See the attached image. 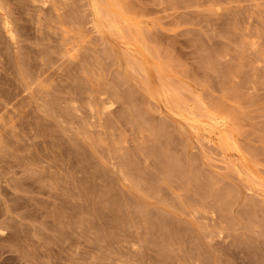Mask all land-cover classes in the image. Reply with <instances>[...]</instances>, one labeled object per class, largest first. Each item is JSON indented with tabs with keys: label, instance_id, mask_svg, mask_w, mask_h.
<instances>
[{
	"label": "rangeland",
	"instance_id": "1",
	"mask_svg": "<svg viewBox=\"0 0 264 264\" xmlns=\"http://www.w3.org/2000/svg\"><path fill=\"white\" fill-rule=\"evenodd\" d=\"M4 1L0 264H264V0Z\"/></svg>",
	"mask_w": 264,
	"mask_h": 264
},
{
	"label": "bare ground",
	"instance_id": "2",
	"mask_svg": "<svg viewBox=\"0 0 264 264\" xmlns=\"http://www.w3.org/2000/svg\"><path fill=\"white\" fill-rule=\"evenodd\" d=\"M2 1H4V0H2ZM28 1V0H27ZM99 1V0H98ZM115 1V0H114ZM5 2V1H4ZM4 2H3V4H4ZM55 2H57V1H55ZM213 2V1H212ZM216 2V1H215ZM235 2V1H234ZM36 3V2H35ZM41 3V2H40ZM50 3V2H49ZM95 3V2H94ZM92 4L93 5V7H94V9H93V11L94 12H96V13H94L95 14V17H98L97 15H99V10L101 11V9L102 8H100L99 6V3L97 4V6L99 7L98 8V10L96 9V7H95V4ZM104 3V2H103ZM63 4V3H62ZM219 4V3H218ZM12 5H13V3H12ZM35 5V4H34ZM40 6V5H39ZM0 7H2V6H0ZM42 7V6H41ZM6 8V7H5ZM58 8V7H57ZM1 9V8H0ZM4 9V8H3ZM9 9V8H8ZM28 9V8H27ZM118 9H120V8H118ZM2 10V9H1ZM33 10V9H32ZM40 10V9H39ZM61 10H62V8H61ZM102 10H104V9H102ZM252 10V9H251ZM4 11V10H3ZM7 11V10H6ZM9 11V10H8ZM53 11V10H52ZM114 11V10H113ZM102 12V11H101ZM246 12V11H245ZM253 12V11H252ZM43 13V12H42ZM55 13V12H54ZM102 13H104V12H102ZM108 13V12H107ZM248 13V12H247ZM9 14H10V12H9ZM46 14V13H45ZM58 14V13H57ZM253 14V13H252ZM42 15V14H41ZM107 16L109 15V14H106ZM245 15V14H244ZM32 16V15H31ZM101 16H105V15H101ZM114 16V15H113ZM17 17V16H16ZM33 17V16H32ZM58 17V16H57ZM61 17V16H60ZM59 17V18H60ZM66 17V16H65ZM112 17V16H111ZM115 17V16H114ZM264 17V16H263ZM47 18V17H46ZM106 18V17H105ZM104 18V20H106ZM231 18V17H230ZM247 18V17H246ZM103 19V18H102ZM114 19V18H113ZM100 20V19H99ZM36 21V20H35ZM102 21V20H101ZM52 22V21H51ZM116 22V21H115ZM103 23L105 24V23H107V21L106 22H104L103 21ZM110 23V22H109ZM117 23V22H116ZM122 23V22H121ZM50 24H52V23H50ZM101 24V23H100ZM108 24V23H107ZM263 24V23H262ZM45 25V24H44ZM69 25V24H68ZM106 25V24H105ZM48 26V25H47ZM75 26V25H74ZM78 26V25H77ZM116 26V25H115ZM244 26H246V25H244ZM0 27H2L3 28V30L5 31V32H7L8 34H9V36L11 37V38H14V34H13V29H12V26H11V23H10V18L8 17V15H7V13H4V12H0ZM73 27V26H72ZM80 27V26H79ZM106 27V26H105ZM108 27H110V26H108ZM81 28V27H80ZM99 28H100V26H99ZM110 28H112V27H110ZM116 27H114V30H116L115 29ZM118 28V27H117ZM119 28H121L120 26H119ZM123 28H124V26H123ZM128 28V27H127ZM248 28V27H247ZM51 29H52V27H51ZM73 29V28H72ZM79 30H81V29H79ZM106 30H107V28H106ZM123 30V29H122ZM54 31V30H53ZM73 31V30H72ZM75 31V30H74ZM112 31V30H111ZM118 31V30H117ZM119 31L121 32V30L119 29ZM125 31H126V28H125ZM81 32V31H80ZM122 32H124V31H122ZM129 32V31H128ZM130 32H132L131 30H130ZM129 32V33H130ZM57 33V32H56ZM146 33V32H145ZM3 34V33H2ZM61 34V33H60ZM118 34H120V33H118ZM128 34V33H127ZM134 34H135V31H134ZM248 34V33H247ZM64 35H66V34H64ZM121 35H125V38H127V36L129 35H126L125 33L124 34H120V36ZM134 36V35H133ZM141 36V35H140ZM143 36V35H142ZM264 36V35H263ZM59 37V36H58ZM124 37V36H123ZM129 37V36H128ZM256 37V36H255ZM66 38V37H65ZM143 38H145V37H143ZM64 39V38H63ZM81 39V38H80ZM131 40V38L129 37L128 38V40ZM259 39V38H258ZM78 40H79V38H78ZM66 41V40H65ZM106 41V40H105ZM96 42V41H95ZM85 43V42H84ZM131 43V42H130ZM132 43H133V41H132ZM62 44V43H61ZM61 44H59V45H61ZM76 44V43H75ZM127 44H129V43H127ZM256 44H257V42H256ZM109 45V44H108ZM88 46V45H87ZM105 46V45H104ZM9 47V46H8ZM18 47V46H17ZM89 47V46H88ZM110 47V46H109ZM115 47V46H114ZM135 47V46H134ZM72 48H74V47H72ZM72 48H71V50L69 49V48H67V49H65L66 51H70V52H73V50H72ZM95 48V47H94ZM118 48V47H117ZM18 49V48H17ZM151 49V48H150ZM149 49V50H150ZM75 50V49H74ZM131 50V49H130ZM148 50V51H149ZM8 51V50H7ZM90 51H92V50H90ZM68 53V52H67ZM89 53V52H88ZM262 53V52H261ZM45 54V53H44ZM60 54V53H59ZM48 55V54H47ZM76 55V54H75ZM90 55V54H89ZM58 56V55H57ZM70 56H71V53H70ZM92 56V55H91ZM108 56H110V55H108ZM68 57V56H67ZM74 57L75 56H73V59H74ZM80 58V57H79ZM9 59V58H8ZM42 59V58H41ZM70 60V59H69ZM123 60V59H122ZM127 60V59H126ZM22 61V60H21ZM60 61V60H59ZM128 61V60H127ZM37 62H38V60H37ZM53 62V61H52ZM55 62V61H54ZM60 62H62V61H60ZM72 62V61H71ZM71 62H69V63H71ZM68 63V62H67ZM128 63V62H127ZM132 63H133V61H132ZM78 64V63H77ZM2 65V64H1ZM0 65V66H1ZM20 65V64H19ZM33 65H34V63H33ZM55 65V64H54ZM81 65V64H80ZM131 65V64H130ZM133 65H135V63L133 64ZM145 65V64H144ZM143 65V66H144ZM242 65V64H241ZM32 66V65H31ZM59 66V65H58ZM64 66V65H63ZM100 66V65H99ZM127 66V65H126ZM136 66V65H135ZM5 67V66H4ZM35 67V66H34ZM40 66H38V68H39ZM55 67V66H54ZM65 67V66H64ZM63 67V68H64ZM77 67V66H76ZM142 67V66H141ZM37 68V69H38ZM62 68V67H61ZM68 68L70 69L71 67H69L68 66ZM68 68L66 69V70H68ZM85 68V67H84ZM98 68V67H97ZM100 68V67H99ZM264 68V67H263ZM20 69H21V67H20ZM65 69V68H64ZM76 69V68H75ZM129 70H130V67L128 68ZM62 70V69H61ZM60 70V71H61ZM73 70H74V68H73ZM137 70H138V68H137ZM37 71V70H36ZM2 72V71H1ZM34 72V71H33ZM39 72V71H38ZM138 72V71H137ZM148 72V71H147ZM72 73H73V71H72ZM77 73V72H76ZM91 73V72H90ZM26 74V73H25ZM34 74V73H33ZM98 74V73H97ZM92 75H93V73H92ZM164 75V74H163ZM10 76V75H9ZM80 76V75H79ZM89 76H90V74H89ZM159 76V75H158ZM93 77H94V75H93ZM125 77V76H124ZM143 77V76H142ZM164 77V76H163ZM79 78V77H78ZM94 78H96V77H94ZM40 79V78H39ZM75 79V78H74ZM145 79V78H144ZM17 80V79H16ZM65 80V79H64ZM68 80V79H67ZM96 80V79H95ZM162 80V79H161ZM40 82V81H39ZM46 82V81H45ZM44 82V83H45ZM117 82V81H116ZM123 82V81H122ZM171 82L172 81H170L168 84H171ZM11 83V82H10ZM44 83L42 84V85H44ZM123 84V83H122ZM173 84V83H172ZM16 85H17V83H16ZM41 85V86H42ZM66 85V84H65ZM131 85V84H130ZM176 85V84H175ZM178 85V84H177ZM6 86V85H5ZM21 86V85H20ZM50 86V85H49ZM142 86V85H141ZM155 86V85H154ZM169 86V85H168ZM18 87V86H17ZM112 87V86H111ZM167 87V86H166ZM19 88V87H18ZM46 88H48V87H46ZM69 88V87H68ZM119 88H121V87H119ZM155 88H157V87H155ZM165 88V87H164ZM171 88V87H170ZM173 88H175L174 86H173ZM172 88V89H173ZM172 89H170V90H172ZM178 89V88H177ZM13 90V89H12ZM17 90H19V89H17ZM100 90V89H99ZM107 90V89H106ZM117 90V89H116ZM151 90V89H150ZM156 90V89H155ZM159 90V89H158ZM158 90H156V93L158 92ZM163 90V89H162ZM169 90V91H170ZM176 90V89H175ZM174 89H173V91H172V93L175 91ZM180 90V89H179ZM178 90V91H179ZM236 90V89H235ZM21 91V90H20ZM48 91V90H47ZM51 91V90H50ZM102 91H104V90H102ZM115 91V90H114ZM165 92L167 91V89L166 90H164ZM238 90H236L235 92H237ZM242 91V90H241ZM2 92V91H1ZM72 92V91H71ZM151 92V91H150ZM165 92H164V94H165ZM171 92V91H170ZM239 92V91H238ZM52 93V92H51ZM115 93H116V91H115ZM161 93V92H160ZM162 93H163V91H162ZM45 94V93H44ZM47 94V93H46ZM45 94V95H46ZM66 94H67V92H66ZM109 94V93H108ZM111 94V93H110ZM121 94L123 95V93H122V91H121ZM168 94H170V93H168ZM176 94H178L176 91L174 92V95H175V97H177V95ZM241 94V93H240ZM4 95V94H3ZM14 95V94H13ZM16 95V94H15ZM39 95V94H38ZM37 95V96H38ZM49 95V94H48ZM139 95V94H138ZM157 95H158V93H157ZM172 95V94H171ZM179 95H180V93H179ZM23 96V95H22ZM54 96V95H53ZM124 97L126 96L125 94L123 95ZM123 96H121L120 95V97H123ZM151 96H152V94H151ZM159 96V95H158ZM164 97V95L163 94H161L160 95V97ZM166 96V95H165ZM41 97V96H40ZM67 97V96H66ZM82 97V96H81ZM97 97V96H96ZM110 97V96H109ZM138 97V96H137ZM174 97V96H173ZM50 98V97H49ZM135 98H136V96H135ZM167 99L169 98L170 99V97L168 96V97H166ZM46 99H48V98H46ZM69 99V98H68ZM97 99V98H96ZM101 99V98H100ZM114 99V98H113ZM156 99V98H155ZM164 99H165V97H164ZM167 99H166V101H167ZM169 99H168V101H169ZM178 99V98H177ZM183 99V98H182ZM4 100H5V98H4ZM74 100V99H73ZM109 100H111V99H109ZM175 100V99H174ZM141 101V100H140ZM178 102L180 101V99L179 100H177ZM176 101V102H177ZM215 101V100H214ZM14 102V101H13ZM24 102V101H23ZM55 102V101H54ZM66 102V101H65ZM111 102V101H110ZM126 102V101H125ZM171 102V101H170ZM174 103H175V101H173ZM183 102H185V101H183ZM48 103H49V101H48ZM71 103V102H70ZM80 103V102H79ZM107 103V102H106ZM127 103V102H126ZM212 103V102H211ZM1 104V103H0ZM6 104V103H5ZM8 104H9V101H8ZM16 104V103H15ZM36 104H38V103H36ZM66 104V103H65ZM120 104H121V102H120ZM124 104V103H123ZM136 104V103H135ZM177 104H179V103H177ZM183 104V103H182ZM182 104H180L179 105V108H180V106H181V108L180 109H182L183 110V108H182ZM70 105V104H69ZM101 105V104H100ZM56 106V105H55ZM72 106V105H71ZM98 106V105H97ZM105 106V105H104ZM124 106V105H123ZM138 106V105H137ZM141 106V105H140ZM178 106V105H177ZM185 106V105H184ZM188 106V105H187ZM57 107V106H56ZM58 107H59V105H58ZM68 107H70V106H68ZM139 107V106H138ZM137 107V108H138ZM142 107V106H141ZM165 107V106H164ZM176 107V106H175ZM219 107V106H218ZM101 108V107H100ZM107 108V107H106ZM136 108V109H137ZM167 108V107H166ZM185 108V107H184ZM216 108V107H215ZM1 109H3V108H0V110ZM11 109H13L12 107H11ZM52 109V108H51ZM59 109V108H58ZM139 109V108H138ZM207 109V108H206ZM37 110V109H36ZM47 110V109H46ZM116 110V109H115ZM177 110V109H176ZM191 110V109H190ZM217 110V109H216ZM45 111V110H44ZM48 111V110H47ZM54 111V110H53ZM57 111V110H56ZM114 111V110H113ZM178 111V110H177ZM185 111V110H184ZM49 112V111H48ZM72 112V111H71ZM98 112V111H97ZM102 112V111H101ZM143 112V111H142ZM182 112V111H181ZM194 112V111H193ZM217 112H218V110H217ZM217 112H216V114H217ZM15 113V112H14ZM60 113V112H59ZM58 113V114H59ZM105 113V112H104ZM137 113V112H136ZM144 113V112H143ZM178 113H180V111H178ZM192 113V112H191ZM197 113V112H196ZM2 114V113H1ZM18 114V113H17ZM51 114V113H50ZM180 114H182V113H180ZM194 114V113H193ZM199 114V113H198ZM197 114V115H198ZM223 114V113H222ZM105 115V114H104ZM141 115V114H140ZM195 115V114H194ZM220 115V114H219ZM18 116V115H17ZM106 116V115H105ZM104 116V117H105ZM109 116V115H108ZM121 116V115H120ZM192 116V115H191ZM199 116V115H198ZM201 116V115H200ZM0 117H2V116H0ZM4 117V116H3ZM40 117H41V115H40ZM103 117V118H104ZM127 117V116H126ZM138 117V116H137ZM196 117V116H195ZM202 117V116H201ZM207 117V116H206ZM217 117V116H216ZM215 117V118H216ZM220 117V116H219ZM218 117V118H219ZM107 118V117H106ZM109 118V117H108ZM112 118V117H111ZM128 118V117H127ZM140 118V117H139ZM143 118H144V116H143ZM186 118V120H188L187 118H189V122H191L190 121V118H192V119H195L194 117H185ZM3 119V118H2ZM102 119V118H101ZM207 119H208V117H207ZM214 119V118H213ZM1 120V119H0ZM20 120V119H19ZM112 120V119H111ZM130 120H133V119H130ZM145 120V119H144ZM197 120V119H196ZM222 120V119H221ZM138 121V120H137ZM214 121V120H213ZM91 122V121H90ZM166 122V121H165ZM193 122H195V121H193ZM198 122V121H197ZM218 122V121H217ZM35 123V122H34ZM93 123H94V121H93ZM130 123H132V122H130ZM134 123V122H133ZM140 123H142V122H140ZM163 123V122H162ZM192 123V122H191ZM219 123V122H218ZM217 123V124H218ZM2 124V123H1ZM44 124V123H43ZM49 124V123H48ZM59 124V123H58ZM102 124V123H101ZM201 124V123H200ZM220 124H222L221 123V121H220ZM42 125V124H41ZM40 125V126H41ZM138 125V124H137ZM141 125V124H140ZM196 125V124H195ZM25 126V125H24ZM44 126V125H43ZM65 126V125H64ZM94 126V125H93ZM101 126V125H100ZM139 126V125H138ZM159 126H162V125H159ZM165 126V125H164ZM2 127V126H1ZM61 127V126H60ZM140 127V126H139ZM202 127H203V125H202ZM12 128V127H11ZM40 128V127H39ZM48 128V127H47ZM62 128V127H61ZM92 128H94V127H92ZM96 128V127H95ZM133 128V127H132ZM162 128V127H161ZM194 128V127H193ZM7 129V128H6ZM37 129V128H36ZM45 129V128H44ZM204 129V128H203ZM13 130V129H12ZM166 130V129H165ZM181 130V129H180ZM184 130V129H183ZM10 131V130H9ZM41 131V130H40ZM197 131V130H196ZM3 132V131H2ZM11 132V131H10ZM94 132V131H93ZM154 132V131H153ZM1 133V132H0ZM39 133V132H38ZM226 133V132H225ZM5 134V133H4ZM9 134V133H8ZM94 134V133H93ZM96 134V133H95ZM105 134V133H104ZM164 134V133H163ZM24 135V134H23ZM22 135V136H23ZM42 135V134H41ZM70 135V134H69ZM90 136L89 137H91V133L89 134ZM101 135H103V134H101ZM118 135V134H117ZM2 136V135H1ZM13 136V135H12ZM39 136V135H38ZM116 136V135H115ZM120 136H121V134H120ZM166 136V135H165ZM44 137V136H43ZM92 137H94V136H92ZM100 137V136H99ZM123 137V136H122ZM228 137V136H227ZM13 138V137H12ZM1 139V138H0ZM2 140H4V139H2ZM14 140V139H13ZM73 140V139H72ZM100 140V139H99ZM98 140V141H99ZM119 140V139H118ZM122 140V139H121ZM153 140V139H152ZM167 140V139H166ZM231 140H232V137H231ZM45 141V140H44ZM74 141V140H73ZM88 141H89V139H88ZM95 141V140H94ZM158 141H160V140H158ZM168 141V140H167ZM226 141V140H225ZM1 142V141H0ZM5 142V141H4ZM229 142V141H228ZM7 143V142H6ZM11 143V142H10ZM15 143V142H14ZM44 143V142H43ZM94 143V142H93ZM161 143V142H160ZM120 144V143H119ZM1 145V144H0ZM13 145V144H12ZM15 145V144H14ZM151 145V144H150ZM158 145V144H157ZM29 146V145H28ZM230 146H231V144H230ZM92 147V146H91ZM147 147V146H146ZM13 148V147H12ZM125 148V147H124ZM153 148V147H152ZM34 149V148H33ZM95 149V148H94ZM163 149V148H162ZM41 150V149H40ZM137 150V149H136ZM149 150V149H148ZM31 151V150H30ZM66 151V150H65ZM147 151V150H146ZM127 153V152H126ZM151 153V152H150ZM124 154V153H123ZM126 155V154H125ZM166 155H167V153H166ZM81 157V156H80ZM125 157V156H124ZM128 157V156H127ZM176 157V156H175ZM51 158V157H50ZM177 158V157H176ZM58 159V158H57ZM128 159V158H127ZM164 159V158H163ZM34 160V159H33ZM55 160V159H54ZM66 160V159H65ZM126 160V159H125ZM130 160V159H129ZM178 160V159H177ZM176 160V161H177ZM71 162V161H70ZM35 163V162H34ZM37 163V162H36ZM51 163V162H50ZM237 163V162H236ZM113 164V163H112ZM35 165H37V164H35ZM72 165V164H71ZM168 165H169V163H168ZM175 165V164H174ZM38 166H39V164H38ZM37 166V167H38ZM53 166V165H52ZM73 166V165H72ZM125 166H127V165H125ZM166 166V165H165ZM56 167V166H55ZM160 167V166H159ZM172 167H173V164H172ZM53 168V167H52ZM68 168V167H67ZM110 168L112 169V167L110 166ZM55 169V168H54ZM178 169V168H177ZM239 169V168H238ZM39 170V169H38ZM68 170V169H67ZM130 170V169H129ZM173 170H175V169H173ZM183 170V169H182ZM64 171V170H63ZM132 171V170H131ZM169 171V170H168ZM176 171V170H175ZM185 171V170H184ZM39 172V171H38ZM53 172V171H52ZM126 172V171H125ZM172 172V171H171ZM177 172H179V171H177ZM55 173V172H54ZM53 173V174H54ZM71 173V172H70ZM165 173V172H164ZM163 173V174H164ZM169 173V172H168ZM161 174V173H160ZM185 174V173H184ZM70 175V174H69ZM131 175V174H130ZM62 176V175H61ZM132 176V175H131ZM178 176H179V174H178ZM40 177V176H39ZM71 177V176H70ZM69 178V177H68ZM136 178V177H135ZM44 179V178H43ZM247 179V178H246ZM38 180H39V178H38ZM62 180V179H61ZM70 180V179H69ZM179 180H180V178H179ZM253 180V177H252V179H251V181ZM37 181V180H36ZM35 181V182H36ZM41 181V180H40ZM43 181V180H42ZM41 181V182H42ZM58 181V180H57ZM66 181V180H65ZM133 181V180H132ZM137 180H135V182H136ZM253 181H255V180H253ZM79 182H80V180H79ZM248 182V181H247ZM47 183V182H46ZM75 183V182H74ZM84 183V182H83ZM73 184V183H72ZM80 184V183H79ZM78 184V185H79ZM67 185V184H66ZM83 185V184H82ZM82 185H81V187H82ZM256 185V184H255ZM46 186V185H45ZM71 186V185H70ZM139 186V185H138ZM78 190V189H77ZM77 190L75 191V192H77ZM84 191H85V189H83ZM262 190V189H261ZM216 191V190H215ZM70 192V191H69ZM72 192V191H71ZM213 192V191H212ZM230 192V191H229ZM216 193H217V191H216ZM78 194V193H77ZM84 194V193H83ZM140 194V193H139ZM229 194V193H228ZM225 195V194H224ZM223 195V196H224ZM136 196V195H135ZM62 198V197H61ZM75 199V198H74ZM216 199H217V197H216ZM225 199V198H224ZM72 200V199H71ZM67 201V200H66ZM187 202V201H186ZM121 203V202H120ZM177 203V202H176ZM181 203V202H180ZM71 205V204H70ZM88 205V204H87ZM123 205V204H122ZM141 205V204H140ZM77 206V205H76ZM143 206V205H142ZM88 207V206H87ZM128 207V206H127ZM138 207V206H137ZM124 208H125V206H124ZM190 208V207H189ZM77 209V208H76ZM96 209V208H95ZM146 209V208H145ZM185 209V208H184ZM195 209V208H194ZM89 210V209H88ZM117 210V209H116ZM186 210V209H185ZM73 211H74V209H73ZM140 211H141V209H140ZM146 211V210H145ZM155 211V210H154ZM182 212V211H181ZM196 212H198V211H196ZM97 213V212H96ZM135 213V212H134ZM140 213V212H139ZM186 213V212H185ZM199 213V212H198ZM116 214V213H115ZM163 214V213H162ZM74 215V214H73ZM95 215V214H94ZM141 215V214H140ZM157 215V214H156ZM89 216V215H88ZM152 216H153V214H152ZM86 218V217H85ZM84 218V219H85ZM151 218V217H150ZM87 219V218H86ZM161 219V218H160ZM164 219V218H163ZM163 219H162V221H163ZM154 220V219H153ZM145 221V220H144ZM177 221V220H176ZM215 221V220H214ZM2 222V221H1ZM148 222V221H147ZM234 222V221H233ZM87 223V222H86ZM153 223H154V221H153ZM164 224V223H163ZM185 224V223H184ZM107 225V224H106ZM153 225V224H152ZM179 225V224H178ZM188 225V224H187ZM221 225V224H220ZM234 225H236V224H234ZM240 225V224H239ZM160 226V225H159ZM165 226V225H164ZM198 227V226H197ZM223 227V226H222ZM88 228V227H87ZM124 228V227H123ZM165 228V227H164ZM190 229V228H189ZM168 230V229H167ZM1 231V230H0ZM186 231V230H185ZM134 232V231H133ZM159 232V231H158ZM187 232V231H186ZM1 233H3V231H1ZM151 233V232H150ZM164 233H165V231H164ZM167 233V232H166ZM165 233V234H166ZM206 233V232H205ZM123 234H124V232H123ZM136 234V233H135ZM149 234V233H148ZM175 234V233H174ZM177 234H178V232H177ZM210 234V233H209ZM245 234V233H244ZM264 234V233H263ZM150 235V234H149ZM163 235V234H162ZM170 235V234H169ZM191 235V234H190ZM1 236H3V235H1ZM130 236V235H129ZM132 236V235H131ZM130 236V237H131ZM135 236V235H134ZM167 236V235H166ZM227 236V235H226ZM240 236V235H239ZM162 237V236H161ZM160 237V238H161ZM171 237V236H170ZM1 238H3V239H7L5 236L4 237H1ZM151 238V237H150ZM154 238V237H153ZM169 238V237H168ZM121 239V238H120ZM148 239V238H147ZM152 239V238H151ZM162 239V238H161ZM175 239V238H174ZM177 239H179V238H177ZM176 239V240H177ZM185 239V238H184ZM196 239V238H195ZM194 239V240H195ZM202 239V238H201ZM230 239V238H229ZM123 240V239H122ZM153 241H154V239H152ZM167 240V242L169 241V239H166ZM204 240H205V238H204ZM236 240V239H235ZM113 241V240H112ZM124 241V240H123ZM240 241V240H239ZM116 242V241H115ZM164 242V241H163ZM162 242V243H163ZM182 242V241H181ZM203 242H205V241H203ZM149 243V242H148ZM166 243V242H165ZM171 243V242H170ZM178 243H179V241H178ZM231 243V242H230ZM235 243V242H234ZM260 243V242H259ZM12 244V243H11ZM136 244V243H135ZM161 244V243H160ZM167 244V243H166ZM172 244V243H171ZM236 244H238V243H236ZM177 245V244H176ZM181 245V244H180ZM231 245V244H230ZM234 245V244H233ZM98 246V245H97ZM165 246V245H164ZM196 246V245H195ZM124 247V246H123ZM166 247V246H165ZM174 247V246H173ZM14 248V247H13ZM137 248V247H136ZM148 248V247H147ZM176 248V247H175ZM178 248V247H177ZM179 248H181V247H179ZM179 248L177 249V250H179ZM193 248V247H192ZM200 248V247H199ZM241 248V247H240ZM132 249V248H131ZM134 249V248H133ZM228 249V248H227ZM226 249V250H227ZM117 250V249H116ZM162 250V249H161ZM166 250V249H165ZM174 250V249H173ZM176 250V251H177ZM193 250V249H192ZM259 250V249H258ZM30 251V250H29ZM28 251V252H29ZM120 251V250H119ZM127 251V250H126ZM143 251V250H142ZM172 251V250H171ZM170 250H169V252H171ZM175 251V252H176ZM190 251V250H189ZM197 251V250H196ZM144 252V251H143ZM183 252H185V250L183 251ZM191 252V251H190ZM194 252V251H193ZM221 252H223V251H221ZM124 253V252H123ZM162 253V252H161ZM181 253V252H180ZM197 253V252H196ZM246 253V252H245ZM257 253H258V251H257ZM168 254V253H167ZM179 254V253H178ZM183 254V253H182ZM254 253H252V255H253ZM256 254V253H255ZM169 255V254H168ZM167 255V256H168ZM173 255V254H172ZM181 255V254H180ZM225 256V255H224ZM39 257V256H38ZM77 257V256H76ZM113 257V256H112ZM144 257H145V255H144ZM256 257V256H255ZM262 257V256H261ZM124 258V257H123ZM169 258V257H168ZM167 258V259H168ZM177 258V257H176ZM202 258V257H201ZM205 258V257H204ZM40 259V258H39ZM120 259V258H119ZM118 259V260H119ZM126 259V258H125ZM148 259V258H147ZM164 259V258H163ZM174 259V258H173ZM79 260V259H78ZM123 260V262H124V259H122ZM185 260V259H184ZM235 260V259H234ZM128 261V260H127ZM130 261H132V260H130ZM163 261V260H162ZM203 260H201V262H202ZM208 261H210V260H208ZM224 261H226V259L224 260ZM228 261V260H227ZM232 261V260H231ZM252 261V260H251ZM78 262V261H77ZM155 262V261H154ZM160 262V261H159ZM167 262V261H166ZM185 262V261H184ZM211 262V261H210ZM254 262V261H253ZM260 262H262L261 260H260ZM127 263V262H126ZM151 263V262H150ZM187 263V262H186ZM203 263V262H202ZM201 263V264H202ZM240 263V262H239ZM74 264V263H73ZM120 264V263H119ZM129 264V263H128ZM147 264V263H146ZM154 264V263H153ZM183 264H185V263H183ZM188 264V263H187ZM216 264V263H215ZM226 264V263H225ZM228 264V263H227Z\"/></svg>",
	"mask_w": 264,
	"mask_h": 264
}]
</instances>
